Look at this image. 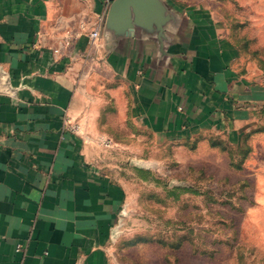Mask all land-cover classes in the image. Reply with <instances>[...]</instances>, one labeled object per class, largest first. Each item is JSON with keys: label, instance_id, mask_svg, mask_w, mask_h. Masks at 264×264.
I'll list each match as a JSON object with an SVG mask.
<instances>
[{"label": "crops", "instance_id": "0c3cea01", "mask_svg": "<svg viewBox=\"0 0 264 264\" xmlns=\"http://www.w3.org/2000/svg\"><path fill=\"white\" fill-rule=\"evenodd\" d=\"M113 1L0 0V264H114L125 192L102 142L234 135L264 108L205 3Z\"/></svg>", "mask_w": 264, "mask_h": 264}, {"label": "rangeland", "instance_id": "374dc122", "mask_svg": "<svg viewBox=\"0 0 264 264\" xmlns=\"http://www.w3.org/2000/svg\"><path fill=\"white\" fill-rule=\"evenodd\" d=\"M191 1L216 15L237 72L264 83V0ZM247 124L102 142L96 164L125 192L114 264H264V108Z\"/></svg>", "mask_w": 264, "mask_h": 264}, {"label": "water", "instance_id": "95a60500", "mask_svg": "<svg viewBox=\"0 0 264 264\" xmlns=\"http://www.w3.org/2000/svg\"><path fill=\"white\" fill-rule=\"evenodd\" d=\"M130 7H133L137 12H142L146 16L149 15V12L153 11L149 0H114L111 4L109 17L114 18L117 16L125 18Z\"/></svg>", "mask_w": 264, "mask_h": 264}, {"label": "built area", "instance_id": "2783aa9c", "mask_svg": "<svg viewBox=\"0 0 264 264\" xmlns=\"http://www.w3.org/2000/svg\"><path fill=\"white\" fill-rule=\"evenodd\" d=\"M93 37L94 36H96L97 35V31L96 30H94L93 32H92V34H91ZM16 250H19V247L17 246V249Z\"/></svg>", "mask_w": 264, "mask_h": 264}]
</instances>
